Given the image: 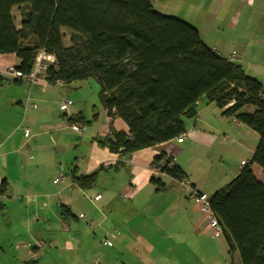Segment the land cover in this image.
<instances>
[{
    "label": "trees",
    "instance_id": "obj_1",
    "mask_svg": "<svg viewBox=\"0 0 264 264\" xmlns=\"http://www.w3.org/2000/svg\"><path fill=\"white\" fill-rule=\"evenodd\" d=\"M14 8L18 27L11 15ZM39 52L56 62L42 79L47 84L93 80L98 85L97 98L106 115L127 127L126 133L111 128L109 136L96 141L113 154L130 156L176 141L186 132L183 119L196 118L199 102L213 104L222 116H234L257 134L250 165L244 163L208 198V205L228 254H237L240 264H264V185L251 171L255 165L264 172V91L259 81L247 76L237 61L205 46L197 29L159 14L148 0H0V55H13L19 60L15 68L27 75ZM248 106L254 110L242 112ZM70 121L85 124L82 117ZM152 165L176 181L187 178L171 157L159 155ZM123 166L117 161L87 175L72 168L71 184L89 191L100 173ZM150 182L161 191L160 180ZM5 188L1 183L0 191ZM67 213L73 216L61 207V215Z\"/></svg>",
    "mask_w": 264,
    "mask_h": 264
},
{
    "label": "crops",
    "instance_id": "obj_2",
    "mask_svg": "<svg viewBox=\"0 0 264 264\" xmlns=\"http://www.w3.org/2000/svg\"><path fill=\"white\" fill-rule=\"evenodd\" d=\"M235 1L239 3L234 13L237 20L243 8L254 5L255 0ZM252 11L251 14L256 16L252 18L249 26H264V8ZM245 15L244 23H247L251 15ZM230 54L218 55L227 58ZM18 65L19 60L13 55H0V184L4 182L8 196L0 208V264H137L141 255L151 254L156 247H162L159 251L164 252L165 256L173 253L180 245L184 246L189 238L178 244L174 241L180 240L187 232L189 235H196L199 241L204 240L206 235L213 234L207 226L205 216L201 214L200 204L187 198V186L190 185L197 193L204 194L195 185L188 184L187 178L176 181L160 174L152 165L153 159L159 155L172 158L161 153L168 143L135 152L130 156L111 153L107 148L98 146L96 141L109 136L111 128L114 132L126 133L127 127L120 119L109 118L102 108L94 119L95 123L90 125L85 112L88 105L94 103L93 94L89 103L85 102L82 107L76 97L62 91V87L76 83L65 86H51L42 80L32 86L26 81L14 83L5 72L8 67ZM64 98L72 100L71 108L66 113L59 111V104ZM27 104H35V107L24 111ZM37 107L40 109L37 110ZM29 110H32V117L24 121L25 113ZM56 110L62 116L59 117ZM197 110L196 118L185 132V138L199 135H194L198 127L211 129L209 122L212 120L221 123L223 118H227L236 123L237 128L243 126L234 116H222L221 111L213 104L199 102ZM73 117L84 119L81 133L87 128L89 131L84 136L92 141L89 155L80 154L78 158L77 144L69 139L75 137L71 133L78 138L81 134L71 129L73 123L69 119ZM21 127L30 130L31 135L29 132L28 137L24 136ZM62 133L63 135H59ZM221 133L223 141L235 143V140L229 138V134ZM243 137L253 138L258 143L257 134L249 128L244 131ZM239 142L241 147L247 146L241 140ZM176 143L183 144L184 140ZM255 148L250 149L252 155ZM117 161L137 170L139 186L127 199L118 197V192L106 187V190L95 191L91 200L82 203L78 202L77 196L84 192L75 185L53 184L54 179L64 174L65 170L67 175L72 168L77 169L78 175H87L99 166H113ZM241 163L238 170H233L232 178L242 169ZM251 171L255 179L264 185L263 170L251 165ZM152 178L160 180L163 185L161 191H157L151 184ZM96 195L101 197L93 202L92 198ZM61 207L74 217H69L68 213L61 215ZM30 211L34 213L31 214ZM77 211L79 215L85 213L84 220L78 218ZM40 213L42 218L38 216ZM162 217L166 218L162 219L163 227L158 225ZM153 224L159 226L156 232L154 228L150 229ZM60 226L66 227L63 233ZM160 232L169 243L156 242V235ZM216 238L224 240L222 235L211 240ZM34 241L44 242V247L37 252L36 260L32 258L35 253ZM223 244L227 248L225 241ZM182 248L184 254L194 249L190 245ZM145 264L157 263L149 261Z\"/></svg>",
    "mask_w": 264,
    "mask_h": 264
},
{
    "label": "rangeland",
    "instance_id": "obj_3",
    "mask_svg": "<svg viewBox=\"0 0 264 264\" xmlns=\"http://www.w3.org/2000/svg\"><path fill=\"white\" fill-rule=\"evenodd\" d=\"M150 2L153 9L159 14L181 20L197 29L202 43L208 48L213 51L215 49L216 53L223 56L231 53L227 58L232 61H237L247 76L261 83L264 91V26H262V24L254 27L249 26L252 18L256 16L251 14L253 12L252 9L264 8V0H255L254 5L251 4L249 7H244L243 12L238 14L237 20L235 19L234 13L236 11V5L239 3L235 0H150ZM245 14L251 15L247 23H244ZM11 15L14 25L18 27L19 15L16 8L12 9ZM62 33L63 45L68 47V33L66 31ZM245 42L247 45H244ZM47 74L48 72H45L44 76ZM40 80H42V78L38 79L37 82ZM53 89L55 90V88ZM62 91H67L72 97H76L78 99L77 102L82 107L85 106L83 105L85 102L89 103L90 96L93 94L94 103L88 105L86 108L87 111L85 112L87 122L89 121L90 125H93L95 121L92 117L94 115L98 116L102 111V107L96 96L98 85L93 80H88L83 83L62 87ZM86 98H88V100H84ZM65 99L69 98H64L63 100ZM69 100L72 102L71 99ZM94 106L96 107L95 111H92V107ZM36 109L39 110L40 108L37 107ZM253 110L252 107L248 106L243 108L242 112L251 113ZM59 111L56 110V113L60 117L62 114H60ZM28 117H32V110L25 113L24 121H26ZM192 121L193 120L183 119L185 130H188V125H190ZM209 123L212 125L211 129L198 127L194 135L196 133L199 135L192 136L191 138L184 137L183 144H177L175 140L171 141L166 145L165 149L161 150V153L172 156L173 162H175L187 176L188 184L195 185L197 190L204 194L206 199L230 182L233 170H238L241 161H243L241 167H244V163H246V165L250 164L252 158L250 149L251 147H256L257 143L253 138L243 137V133L247 130V127L241 126L237 128L236 123L232 122L230 119L223 118L221 123L212 120V122ZM25 126L27 127V125ZM80 128L82 131V125H78V130H80ZM87 131L89 130L84 128L83 134L78 132L81 133L79 138L74 133L71 134L75 135L77 138L74 136L69 137V139L71 138L74 140V143L77 144V158L80 154L89 155L90 153V142L92 141L89 137L87 138L84 136L87 134ZM221 132L229 134V138L235 140V143L223 141ZM59 135H63V133ZM239 140L247 144V146L241 147V142H239ZM47 161L50 162L49 159H47ZM104 166L108 167V165ZM136 171L137 170L130 165H125L116 172H114L112 168H107L105 172L99 174L97 184L93 189L84 193L81 192V194L77 196L78 202L86 203L91 200L95 191H100V189H105L106 187L113 188L118 192L117 194L120 198H129L136 192L139 186ZM63 172L64 174H68L67 170ZM187 189L189 191L187 198L190 201L198 202L201 208V203L198 200H191L196 194H201L197 193L190 185L189 187L187 186ZM0 193L6 192L0 191ZM168 195L170 194L168 193ZM184 200H186V198ZM77 209L78 211L80 210L79 208ZM159 210H161V207H159ZM78 211L76 214H78ZM30 212L31 214L34 213V211ZM57 214H59V210H57ZM84 214L83 212L81 215L85 216ZM201 214L204 215L203 213ZM38 216H40V218L43 217L41 213ZM204 216L207 226L210 227V224L206 220L207 215ZM162 219L166 218L162 217L158 225L163 227ZM158 225L153 224L150 226V229L154 228L156 232L159 227ZM166 227L168 226L166 225ZM65 228V226H60V231L63 233ZM218 235L221 236V233ZM209 236L210 234L206 235L204 240L199 241L196 235H189L187 232V234H183L182 237H180V240H175L174 242L178 244V242L182 240L185 241L189 238L184 246L190 245V248H194L192 251L184 254L182 248L184 246L180 245L173 253L164 256V252L159 251L162 248L159 246L154 248L151 254L141 255L137 264H145V262L148 263L149 261L156 262L157 264H240L237 254H228L227 248L224 247L223 244L224 240L220 238L211 240L215 238V236L211 239ZM175 239L178 238L176 237ZM166 240L162 232L156 235V242H165ZM197 249H199V252H196Z\"/></svg>",
    "mask_w": 264,
    "mask_h": 264
},
{
    "label": "built area",
    "instance_id": "obj_4",
    "mask_svg": "<svg viewBox=\"0 0 264 264\" xmlns=\"http://www.w3.org/2000/svg\"><path fill=\"white\" fill-rule=\"evenodd\" d=\"M56 62L55 59L52 55H48L44 52H39L34 60V65L27 75H23L21 72H19L15 67H8L6 69V75L10 77L11 79H23L27 81L29 84H32L36 82L38 79H43L46 77L44 76L45 72H48L51 68L55 67ZM56 68V67H55ZM72 105V102L69 99L63 100L60 105L59 109L61 112L66 113L67 109ZM35 105L33 104H27L24 106V111H26L27 108H34ZM71 129L75 130L77 132H81L78 130V125H71ZM23 133L24 136L28 137L29 136V130L26 127H21L20 129ZM186 136V133L181 135L176 141L180 143L183 139V137ZM72 183L71 181V176L67 174H60L58 177H56L53 181V184L55 185H60V184H68L70 185ZM8 199V196L6 193H0V205H3ZM100 199V195H96L94 198H92V201L95 202ZM191 200H198L201 203V208L200 211L206 216L207 222L210 224V228L212 230L213 235L211 238L214 236L218 235L221 233V227L217 223L215 217L211 213L208 205V198L206 199L204 195H195L192 197ZM83 215H80V218H83ZM106 245H110L109 242H105ZM44 247V242L38 241L34 243L33 249L35 250V253L32 254V258L36 259L37 252L40 251Z\"/></svg>",
    "mask_w": 264,
    "mask_h": 264
}]
</instances>
